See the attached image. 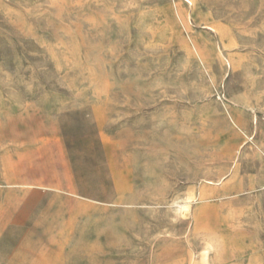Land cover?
Returning a JSON list of instances; mask_svg holds the SVG:
<instances>
[{"label":"rangeland","instance_id":"rangeland-1","mask_svg":"<svg viewBox=\"0 0 264 264\" xmlns=\"http://www.w3.org/2000/svg\"><path fill=\"white\" fill-rule=\"evenodd\" d=\"M0 264H264V0H0Z\"/></svg>","mask_w":264,"mask_h":264}]
</instances>
